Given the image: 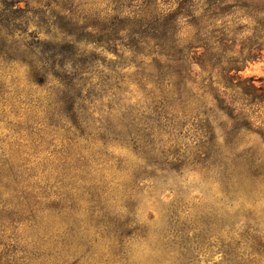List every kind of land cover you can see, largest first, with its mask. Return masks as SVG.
Segmentation results:
<instances>
[{"label": "trees", "instance_id": "1", "mask_svg": "<svg viewBox=\"0 0 264 264\" xmlns=\"http://www.w3.org/2000/svg\"><path fill=\"white\" fill-rule=\"evenodd\" d=\"M63 1L37 0L35 11L27 9L26 2V10L17 17L12 3L0 9V71L12 64L27 68V81L45 92L44 112L51 120L46 134L61 139L57 148L39 132H32L35 137L24 145L27 150L16 149V165L0 145V215L10 213L5 218L16 223V243L31 247L17 246L16 264L87 262L94 256L92 248L98 237L107 241L105 262L124 264L125 245L133 234L141 235V230L131 217L132 186L129 191L122 187L123 217L108 208V201L114 198L113 180L105 171L114 160L110 149L117 141L133 145L144 162L135 174L136 184L138 177L154 172L147 171L153 166L147 157L155 146L158 125L154 119L132 118L129 110L120 112L114 108L116 102L109 106L104 120L95 117L97 98L86 87H94L91 79L98 63L94 51L112 50L121 67L134 65L162 93L169 108L202 114L208 123L205 106L210 94L211 102L220 111L231 112L234 121L246 119L233 94L240 93L247 106L264 101V84L258 86L252 77L240 73L247 62L262 56L264 0H230L232 5L229 0H174V6L167 9L157 0H112V9L93 14L79 12ZM236 8L242 14L234 19H246L263 29L252 35L256 41L246 54L234 50L228 38L226 27L234 21L232 9ZM24 13L37 16L35 24L44 30L45 38L40 39L38 31L27 33ZM230 17L216 25L217 20ZM16 19L20 20L18 26ZM242 80L247 85L242 86ZM114 97L111 101L121 100L119 91ZM39 98L31 100L37 109L43 103ZM113 112L119 113L117 120ZM230 132L238 137L240 125ZM44 145L54 148L47 160L39 156ZM116 162L118 170H125L122 159ZM77 201L88 203L87 221L79 218ZM177 212L175 205L170 224L179 223ZM89 228L94 238L89 237ZM165 240L163 251L172 264H188L193 251L189 227L174 231Z\"/></svg>", "mask_w": 264, "mask_h": 264}, {"label": "rangeland", "instance_id": "2", "mask_svg": "<svg viewBox=\"0 0 264 264\" xmlns=\"http://www.w3.org/2000/svg\"><path fill=\"white\" fill-rule=\"evenodd\" d=\"M36 1L0 0V9L12 3L17 17L26 10V2L27 9L37 10ZM157 3L163 9L174 6V0H157ZM63 4L88 14L112 9V0H64ZM229 4L233 1L229 0ZM19 8L24 9L18 11ZM232 11L234 21L226 27L228 38L234 50L246 54L256 41L252 35L263 33V29L246 19H234L242 14L240 8ZM24 14L28 19L27 33L38 31V37L45 38L44 30H38L35 24L37 16ZM229 19L232 18L217 20L216 25ZM19 23L16 19V26ZM261 48V58L247 62L240 71L242 77H252L258 86L264 84V43ZM94 53L98 61L91 79L94 87L89 84L86 87L97 98L95 117L104 120L109 106L116 102L114 108L120 112L129 110L132 118L154 119L158 125L154 130L155 146L147 157L153 165L147 171L154 172L138 177V183L133 181L144 162L133 151V145L117 141L110 149L114 160L107 164L105 171L113 180L114 198L108 201V208L123 217L122 187L129 191L132 186L131 217L141 230V235L133 234L126 243L124 264H172L171 257L163 251V244L167 236L171 238L174 231L183 227H189L193 240L188 264H264V101L247 106L240 93L233 94L239 100L237 105L247 114L246 119L234 121L233 114L220 111L209 94L205 110L210 118L205 123L202 114L194 111L185 114L177 106L169 108L162 93L149 84L148 78L138 73L134 65L121 67L120 59L112 50L97 49ZM241 82L242 86L247 85V81ZM117 91L121 100L111 101ZM44 94L43 87L27 81L26 67L12 64L10 69L0 71V145L15 165L16 149L27 150L24 145L35 137L32 132H39L44 140L59 147L61 139L55 140L46 134L51 120L44 112ZM39 96L43 103L37 109L31 100ZM112 116L117 120L120 115L113 112ZM239 125L240 134L235 137L230 131ZM42 149L39 156L47 160L48 152L54 148L44 145ZM117 158L122 159L125 170L117 169ZM172 204L177 205V224H170ZM76 205L80 209L79 218L87 221L88 203L77 201ZM9 215L8 211L0 215V264H16L17 246L31 248L28 243H16V223L5 218ZM89 229V237L94 238L93 229ZM92 249L93 258L78 264H113L111 260L105 262L106 240L98 237Z\"/></svg>", "mask_w": 264, "mask_h": 264}]
</instances>
